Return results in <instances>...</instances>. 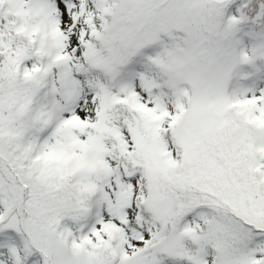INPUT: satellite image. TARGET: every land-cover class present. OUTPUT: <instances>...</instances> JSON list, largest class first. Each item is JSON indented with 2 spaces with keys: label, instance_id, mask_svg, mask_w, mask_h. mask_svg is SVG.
I'll list each match as a JSON object with an SVG mask.
<instances>
[{
  "label": "snow or ice",
  "instance_id": "1",
  "mask_svg": "<svg viewBox=\"0 0 264 264\" xmlns=\"http://www.w3.org/2000/svg\"><path fill=\"white\" fill-rule=\"evenodd\" d=\"M0 264H264V0H0Z\"/></svg>",
  "mask_w": 264,
  "mask_h": 264
}]
</instances>
